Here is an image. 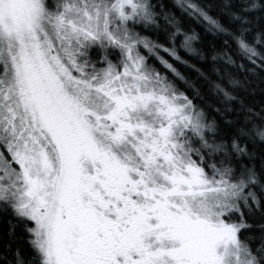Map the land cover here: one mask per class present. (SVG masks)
<instances>
[{
	"label": "snow or ice",
	"instance_id": "snow-or-ice-1",
	"mask_svg": "<svg viewBox=\"0 0 264 264\" xmlns=\"http://www.w3.org/2000/svg\"><path fill=\"white\" fill-rule=\"evenodd\" d=\"M0 264H264V0H0Z\"/></svg>",
	"mask_w": 264,
	"mask_h": 264
}]
</instances>
